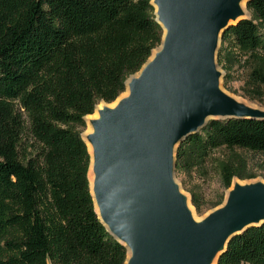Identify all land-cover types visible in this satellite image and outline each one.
<instances>
[{"label": "trees", "instance_id": "16d2710c", "mask_svg": "<svg viewBox=\"0 0 264 264\" xmlns=\"http://www.w3.org/2000/svg\"><path fill=\"white\" fill-rule=\"evenodd\" d=\"M246 8L221 33L216 63L223 86L225 59L247 64L253 95L264 89V0ZM154 17L150 0H0V264H123L93 206L81 134L158 49ZM221 147L264 153V118L207 120L176 146L174 170ZM238 171L220 169L223 188ZM215 264H264V222L230 237Z\"/></svg>", "mask_w": 264, "mask_h": 264}, {"label": "water", "instance_id": "95a60500", "mask_svg": "<svg viewBox=\"0 0 264 264\" xmlns=\"http://www.w3.org/2000/svg\"><path fill=\"white\" fill-rule=\"evenodd\" d=\"M238 1L150 0L159 49L129 78L128 95L90 121L89 189L100 222L126 250L123 264H215L230 237L264 222V184L235 185L195 222L173 177L176 146L207 120L264 118L219 88L220 35L247 18Z\"/></svg>", "mask_w": 264, "mask_h": 264}, {"label": "rangeland", "instance_id": "374dc122", "mask_svg": "<svg viewBox=\"0 0 264 264\" xmlns=\"http://www.w3.org/2000/svg\"><path fill=\"white\" fill-rule=\"evenodd\" d=\"M242 1L243 6L242 9H240L246 17H249V11L246 8L245 0ZM262 33L264 34V31H262ZM218 46L219 41L217 43V48ZM217 48L214 57L216 69L220 73L219 88L221 91L239 104L264 111V89L260 87V89L263 90L258 94L254 93L252 95L249 89L244 88L248 65L245 63L240 65L239 59L228 58L224 60V65L229 68L228 75L230 77L223 86L225 70L221 65L216 63ZM244 58L245 57H243V60L246 61ZM136 73L137 72L125 77L124 83H126L131 76L136 75ZM124 91H126L125 84L122 92ZM100 102L101 101L98 103ZM86 127L87 121L85 119V128ZM81 136L85 140L84 131ZM174 153L175 152H173V159ZM184 164L185 166L178 171L173 169V177L179 193L184 197L186 209L189 213H193L197 220L204 219L213 210L220 208L227 199L229 191L233 190L235 185L248 186L257 183L264 184V153H254L241 149L227 150L221 147L211 150L204 159H198V157L190 155L186 158ZM230 165L238 168V176L232 177L229 186L223 188L219 177L220 169ZM191 193L196 194L198 198L200 206L199 212L195 210L191 203ZM219 197L221 198L220 203L213 205Z\"/></svg>", "mask_w": 264, "mask_h": 264}, {"label": "bare ground", "instance_id": "6f19581e", "mask_svg": "<svg viewBox=\"0 0 264 264\" xmlns=\"http://www.w3.org/2000/svg\"><path fill=\"white\" fill-rule=\"evenodd\" d=\"M238 6L242 9V6H243V1L242 0H239L238 1ZM159 49V48H158ZM158 49H156V50H154L152 53V55H151V57L149 58V60L154 56V54L158 51ZM137 75L138 74H136L135 75V77H137ZM128 82H129V80L125 83V85H126V91L122 94V95H120L116 100H115V102H113L112 104H104L103 102H101L100 103V105H98L96 108H95V111H94V114L93 115H91V116H87L85 119H86V121H87V127H86V129H85V131H84V135H85V144H86V146H87V149H88V152L90 153V157L92 158V146H91V144L87 141V139H86V135L87 134H91L92 133V126H91V124H90V121H94V120H98L99 119V112L100 111H102L103 110V108L104 107H107V108H109V109H114L117 105H118V103H119V101L122 99V98H124V97H126L127 95H128ZM89 181H90V188H92V183H93V175H92V171H91V165H90V168H89ZM188 205V204H187ZM188 207V206H187ZM95 211H97V207L95 206ZM191 213V212H190ZM190 216H191V218H192V220L193 221H195V222H197V221H199V220H197L196 218H195V216L193 215V213H191L190 214ZM127 256H128V254H127ZM212 264V263H211Z\"/></svg>", "mask_w": 264, "mask_h": 264}]
</instances>
